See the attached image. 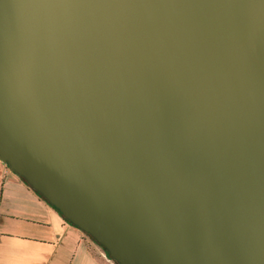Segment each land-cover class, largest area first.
I'll return each instance as SVG.
<instances>
[{"label": "water", "instance_id": "1", "mask_svg": "<svg viewBox=\"0 0 264 264\" xmlns=\"http://www.w3.org/2000/svg\"><path fill=\"white\" fill-rule=\"evenodd\" d=\"M0 159L116 264H264V0H0Z\"/></svg>", "mask_w": 264, "mask_h": 264}, {"label": "crops", "instance_id": "2", "mask_svg": "<svg viewBox=\"0 0 264 264\" xmlns=\"http://www.w3.org/2000/svg\"><path fill=\"white\" fill-rule=\"evenodd\" d=\"M0 264H116L0 159Z\"/></svg>", "mask_w": 264, "mask_h": 264}, {"label": "rangeland", "instance_id": "3", "mask_svg": "<svg viewBox=\"0 0 264 264\" xmlns=\"http://www.w3.org/2000/svg\"><path fill=\"white\" fill-rule=\"evenodd\" d=\"M85 233V232H84ZM85 235L88 237V238H90L91 240H92V238L87 234V233H85ZM107 254V253H106ZM111 259V258H110ZM113 260V259H112Z\"/></svg>", "mask_w": 264, "mask_h": 264}, {"label": "built area", "instance_id": "4", "mask_svg": "<svg viewBox=\"0 0 264 264\" xmlns=\"http://www.w3.org/2000/svg\"><path fill=\"white\" fill-rule=\"evenodd\" d=\"M105 252V251H104ZM106 253V252H105Z\"/></svg>", "mask_w": 264, "mask_h": 264}, {"label": "trees", "instance_id": "5", "mask_svg": "<svg viewBox=\"0 0 264 264\" xmlns=\"http://www.w3.org/2000/svg\"><path fill=\"white\" fill-rule=\"evenodd\" d=\"M55 208V207H54Z\"/></svg>", "mask_w": 264, "mask_h": 264}]
</instances>
